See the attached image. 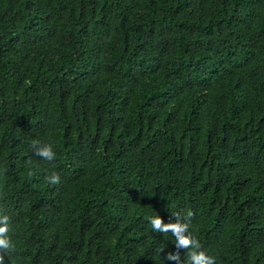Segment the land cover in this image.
I'll return each mask as SVG.
<instances>
[{"label":"trees","instance_id":"trees-1","mask_svg":"<svg viewBox=\"0 0 264 264\" xmlns=\"http://www.w3.org/2000/svg\"><path fill=\"white\" fill-rule=\"evenodd\" d=\"M174 212L264 264V0H0V264H185Z\"/></svg>","mask_w":264,"mask_h":264},{"label":"clouds","instance_id":"clouds-1","mask_svg":"<svg viewBox=\"0 0 264 264\" xmlns=\"http://www.w3.org/2000/svg\"><path fill=\"white\" fill-rule=\"evenodd\" d=\"M36 152L39 157L46 161H54L56 153L50 144H42L36 146ZM60 181V176L57 173H53L49 177L51 184H56ZM175 219L165 222L158 214L150 218L151 229L163 233H171L175 238V244L177 248H184L188 250L187 260L185 264H212V258L202 249L199 241L189 231L190 223L187 217L191 216V212H187L186 215H181L179 212L173 213ZM0 248H11V240L8 238L9 232L8 217L4 216L0 218ZM164 246L161 245L156 249V253L160 254V250ZM164 256V264L166 260H178V252H168Z\"/></svg>","mask_w":264,"mask_h":264}]
</instances>
